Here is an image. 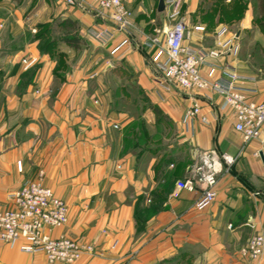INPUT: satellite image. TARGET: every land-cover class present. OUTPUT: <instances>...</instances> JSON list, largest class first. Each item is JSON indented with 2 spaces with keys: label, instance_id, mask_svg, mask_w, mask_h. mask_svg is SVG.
<instances>
[{
  "label": "crops",
  "instance_id": "obj_1",
  "mask_svg": "<svg viewBox=\"0 0 264 264\" xmlns=\"http://www.w3.org/2000/svg\"><path fill=\"white\" fill-rule=\"evenodd\" d=\"M200 3L181 2L184 43L214 48L224 27L221 38L233 35L237 46L235 54L207 58L200 74L216 80L234 73L250 100L263 101L264 66L241 53L242 28H209L197 15ZM123 4L131 19L126 34L96 16L94 0L72 7L64 0H0V208H13L11 195L40 177L67 206L66 225L51 236L96 252L73 264H264V246L257 258L241 253L253 236L264 238V136L244 146L219 96L159 83L151 63L166 56L155 59L144 45L164 43L166 9L158 11V0ZM94 30L103 37L95 39ZM26 58L35 60L28 69ZM122 63L147 99L130 102L128 111L126 104L113 110L106 79L120 74ZM193 103L200 112L188 120ZM212 150L234 162L219 174L214 201L196 209L200 190H177L176 182ZM0 264L48 263L42 253L0 242Z\"/></svg>",
  "mask_w": 264,
  "mask_h": 264
},
{
  "label": "built area",
  "instance_id": "obj_2",
  "mask_svg": "<svg viewBox=\"0 0 264 264\" xmlns=\"http://www.w3.org/2000/svg\"><path fill=\"white\" fill-rule=\"evenodd\" d=\"M68 6H75L79 0H64ZM182 0H164V8L170 25L162 30L164 46L160 48L157 38L145 43L147 48H155L157 59L164 53V60L153 64L156 80L164 82L167 87L183 90L209 91L221 98L220 109L231 110L234 116V130L241 136L243 145L261 139L264 136V100L254 102L245 91L235 85L239 79L234 73L228 78L209 80L200 74V66L207 58H219L227 53H236L233 35L224 40L221 37L226 28L221 27L216 34L215 47L197 50L186 45L187 27L181 17ZM94 12L100 19L108 20L112 26L126 34L131 26L130 12L123 0H94ZM203 31L202 28H195ZM104 32L94 30L95 39L103 37ZM29 68L34 60L24 61ZM199 106L193 103L186 110L188 120L198 116ZM205 122V118H201ZM258 156V152L255 153ZM234 158L227 154H218L215 150L205 152L191 168V175L183 181L176 182V189L194 192L200 190V196L194 203L201 209L215 199V187L218 176L228 169ZM13 208H0V242L9 246L17 245L25 254L42 253L48 264H73L83 255H94L91 245L65 236L53 237L50 232L66 225L67 206L53 191L44 186L41 178L24 184L11 195ZM264 238L257 234L250 238L242 249L243 256L260 257L263 253Z\"/></svg>",
  "mask_w": 264,
  "mask_h": 264
},
{
  "label": "rangeland",
  "instance_id": "obj_3",
  "mask_svg": "<svg viewBox=\"0 0 264 264\" xmlns=\"http://www.w3.org/2000/svg\"><path fill=\"white\" fill-rule=\"evenodd\" d=\"M242 1L246 3L245 10L241 11L242 9L239 8V6H236L238 11L235 12L236 13L235 16L232 17V19L229 20V22L221 23V24L226 25L230 29L231 33H235L237 30L242 28L241 29L242 39L239 41L240 42V48L242 47L241 53L242 52L243 53H249L250 57L253 58L256 63H259L260 65H262V64H264V46L262 47L261 44H259V40L261 41L262 37H260V34L257 33V29H259L257 27L258 22L259 21L262 22V20H261V18L259 20L257 19V9L255 7V3H256L255 0H242ZM200 2L201 3L199 6L202 7L203 5L208 4V2H210V0H200ZM218 2L220 5V1H218ZM224 2H225V4H231V3H227L226 1H224ZM197 15L200 16V13L198 12ZM263 20H264V18H263ZM244 21H246V25L242 26L243 23H245ZM215 25H216V22H213V25L209 26V28H212ZM260 33H261V36L264 37V30L260 31ZM162 41H163V39H161V41H160V45H159L160 48H162L164 46V43L162 44ZM140 47L141 46H138L137 48L139 49ZM155 49H156V47L153 48L154 51H155ZM89 52H95V51L92 49H89ZM25 60L27 62H30L31 60H34V59L26 58ZM25 60H23V62ZM34 63H35V60H34ZM33 64L31 66H33ZM151 64L153 65V63H151ZM25 65H24V69H26ZM117 69H119V68H117ZM128 71L129 70H128L127 66L124 65V63H122L120 74L119 73L116 74V77L108 76L106 78L107 83L114 89V91L116 92L118 90L117 95H118V98L121 99L119 105L125 106L124 104H126L125 108L127 111L130 110V107L127 105H129V103L132 102L133 99L136 98V100L140 101V98H141V97H138V93L136 91L135 84H134L133 80L131 81V79L128 75L129 74ZM159 83H161L165 86L164 82L161 81ZM163 156H165V152L164 153L162 152V157Z\"/></svg>",
  "mask_w": 264,
  "mask_h": 264
},
{
  "label": "trees",
  "instance_id": "obj_4",
  "mask_svg": "<svg viewBox=\"0 0 264 264\" xmlns=\"http://www.w3.org/2000/svg\"><path fill=\"white\" fill-rule=\"evenodd\" d=\"M220 1V5L219 2ZM225 0H210L208 4L203 5L202 7L199 6L198 12L200 13V18L202 22H204L207 26L213 25V22L216 23H226L229 22V20L232 19V17L235 16V12L238 11L236 6H239L241 8V11L245 10L246 3L242 0H231V4H225ZM256 2V9H257V19L259 20L261 18L262 22H258V28L260 31L264 30V0H255ZM205 19V20H204ZM216 20V21H215ZM74 43H75V38ZM75 47L77 45H74ZM264 66V64H262ZM121 70V69H119ZM136 91L138 93V97L140 98V101L146 102L147 99L142 96L141 91L139 88H136ZM118 90L115 92L113 89V110L118 107L120 100L117 95ZM132 101H136V98ZM156 118L158 119L160 116V112L157 109H153ZM165 161V159H164Z\"/></svg>",
  "mask_w": 264,
  "mask_h": 264
},
{
  "label": "water",
  "instance_id": "obj_5",
  "mask_svg": "<svg viewBox=\"0 0 264 264\" xmlns=\"http://www.w3.org/2000/svg\"><path fill=\"white\" fill-rule=\"evenodd\" d=\"M163 10H164V0H158V11L161 12Z\"/></svg>",
  "mask_w": 264,
  "mask_h": 264
}]
</instances>
